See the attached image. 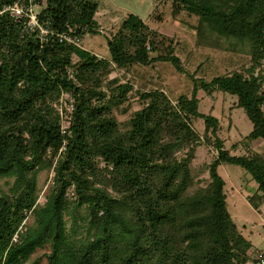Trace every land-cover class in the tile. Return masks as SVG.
<instances>
[{"label":"trees","instance_id":"16d2710c","mask_svg":"<svg viewBox=\"0 0 264 264\" xmlns=\"http://www.w3.org/2000/svg\"><path fill=\"white\" fill-rule=\"evenodd\" d=\"M164 1L175 16L195 15L200 37L231 43L249 61L175 103L161 89L139 92L145 103L126 123L116 111L133 85L111 74L158 61L184 72L171 38L129 13L108 40L110 56L99 58L54 39L42 44L22 33V21L0 13V182L12 180L7 191L0 188V264H40L33 255L46 246L47 264L253 261V243L228 209L219 167L238 165L252 176L258 186L247 199L260 209L264 156L250 143L245 154L225 148L220 120L200 111L198 91L237 97L253 124L245 139L264 140V0ZM14 2L0 0V11ZM99 11L92 0H48L41 18L84 37L99 32ZM72 67L77 82L69 78ZM63 90L75 97L68 134L55 106ZM197 119L204 120L203 136L193 126ZM203 142L217 156L209 183L194 188L191 161ZM56 157L53 184L40 202L39 175Z\"/></svg>","mask_w":264,"mask_h":264},{"label":"rangeland","instance_id":"374dc122","mask_svg":"<svg viewBox=\"0 0 264 264\" xmlns=\"http://www.w3.org/2000/svg\"><path fill=\"white\" fill-rule=\"evenodd\" d=\"M92 1L100 5V11L96 16L99 32L84 35V49L96 54L99 58H108L110 56L108 40L116 34L127 15L134 13L144 19L152 30L171 38L175 52L180 55L183 62L184 72H179L170 62L158 61L148 66L136 64L125 69H117L111 74V78L119 76L122 82H131L133 85L128 100L116 111L119 120L123 123L128 122L134 113L143 107L145 102L140 99L139 92L161 89L175 103L181 94L191 95L195 87L200 86L203 81L233 72L249 61L248 56L235 52L231 43L200 37L196 27L198 18L186 12L175 16L169 1ZM72 68L75 69V67ZM75 78L78 81L76 75ZM78 84L81 85L80 82ZM70 94L73 96L70 91L63 90L55 104L61 119V130L63 132L67 129L65 134L69 133V119L72 117L70 113L73 112L67 100V95L70 96ZM198 98L201 112L219 118L218 135L225 141V148L233 150L235 155H240L248 152L244 144L250 143L256 153L264 156V140L249 142L245 139L252 131L253 124L245 110L236 106L237 97L219 91L208 94L203 89H199ZM193 126L200 135H204L203 119L193 120ZM216 156L217 151L210 143L203 142L196 147L195 158L191 161L194 188L209 183V167ZM57 161L58 157L54 159L50 170L43 171L39 175L40 202L45 201V195L53 184ZM100 167L104 168L105 164L100 163ZM219 173L226 180L228 209L240 231L252 241L251 252L254 256L258 250L264 249V204L260 209H256L251 206L247 197L255 193L258 184L245 169L238 165L222 164L219 167ZM11 183L12 180L2 179L1 192L7 191ZM47 252H50L49 246L38 250L33 257H42L40 264H47L44 256Z\"/></svg>","mask_w":264,"mask_h":264},{"label":"built area","instance_id":"2783aa9c","mask_svg":"<svg viewBox=\"0 0 264 264\" xmlns=\"http://www.w3.org/2000/svg\"><path fill=\"white\" fill-rule=\"evenodd\" d=\"M47 6L48 0H15L13 4L6 5L0 13L8 12L12 17L22 21V33L42 44L54 39L61 43L84 49L83 36L76 33L73 28L60 32L54 29L48 20H42L41 13ZM17 7L20 9L18 15L14 11ZM69 78L77 82L74 68H70ZM67 97L72 110H74V97L71 94L70 96L67 95ZM63 132L66 133L67 129H64ZM250 264H264V249H260L254 254L253 261Z\"/></svg>","mask_w":264,"mask_h":264},{"label":"clouds","instance_id":"9594fccd","mask_svg":"<svg viewBox=\"0 0 264 264\" xmlns=\"http://www.w3.org/2000/svg\"><path fill=\"white\" fill-rule=\"evenodd\" d=\"M14 11L17 13V15L20 13V9L18 7L15 8Z\"/></svg>","mask_w":264,"mask_h":264},{"label":"water","instance_id":"95a60500","mask_svg":"<svg viewBox=\"0 0 264 264\" xmlns=\"http://www.w3.org/2000/svg\"><path fill=\"white\" fill-rule=\"evenodd\" d=\"M0 72H1V67H0Z\"/></svg>","mask_w":264,"mask_h":264}]
</instances>
